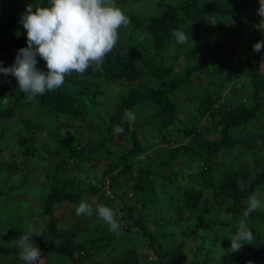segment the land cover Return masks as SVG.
I'll return each mask as SVG.
<instances>
[{"label":"trees","instance_id":"16d2710c","mask_svg":"<svg viewBox=\"0 0 264 264\" xmlns=\"http://www.w3.org/2000/svg\"><path fill=\"white\" fill-rule=\"evenodd\" d=\"M39 2L47 5V0ZM158 6V16L129 14L130 26L118 29L129 32L132 45L128 52L109 53L100 70L89 68L84 74H78L79 77L67 76V91L59 88L31 98L18 92L17 87H0V95L9 92L7 104L0 100V123L16 121L19 131L13 146L18 147L19 157H23L19 167L26 172L17 187H0V198L11 197L24 181L37 184L36 178L31 179L32 173L41 170L45 173L42 185L36 186L40 191V230L43 232V236H37L36 246L41 249L42 257L50 253L67 259V264H86V259L110 249L118 233L124 246L113 264H141L134 237L145 240L146 249L154 253L156 259L150 264H166L165 259L178 251L166 246L178 241L186 244L197 236H202L203 240L210 234L217 235L220 229L238 221L250 195L264 190L263 159L257 161L260 170L252 180H249L251 171L245 167L248 159L254 160L252 150H257L260 142L264 146V73L261 72L264 49L242 54L236 60L235 53L226 50L223 40L239 44L244 35L260 23L262 18L256 13L259 0H174L173 3L161 0ZM19 9L16 0H0V26L10 31L20 30L7 39L0 38V51L10 59H15L18 49L27 47L25 30L19 23ZM174 28L185 31L190 37L187 43L192 47L185 55L190 60L198 56L201 59L197 64H190L185 74L175 72L161 59L169 44L175 41L170 31ZM138 40L139 44L135 42ZM184 45L179 44V47ZM37 60V67L43 69L41 59L37 57ZM232 62H235L236 77L244 75L250 84V90L243 94L247 99L244 97L232 104L224 99L221 91L205 96L199 93L192 98L196 117L189 126L177 130L176 134H166L163 129L173 126L179 116L170 94L187 86V79L200 66L206 67L208 86L214 81L220 83ZM101 80L121 83L127 89L112 105L107 121L95 123L98 130L95 134L101 136L100 141L85 142L82 123L91 116L89 108L96 98L103 94ZM30 106L40 112L35 117L16 118ZM143 108L154 110L148 118L152 120L151 126L154 122L161 126L158 140L149 144L141 141L144 128L138 120L140 117L136 116L134 122L124 118L126 109L135 113ZM41 119L53 124L51 131L44 128ZM205 121L208 125L205 124L202 131L200 125ZM245 131L254 133L238 140V134ZM206 132L217 135L218 140L206 139ZM3 136L0 133V139ZM40 136L53 139L38 144ZM124 142L130 146L118 152L116 147ZM243 143L253 149L239 151L240 161L223 170L224 164L219 165L221 153H236L235 148ZM159 145L160 150L148 156L147 161L139 159ZM114 150L121 159L118 170L107 169L101 177L91 179L85 167L94 169V161L99 160L100 155H114ZM182 158L196 161L191 163L197 168L192 175L182 176L178 165ZM11 159L12 164L17 162L13 156ZM106 180L109 195L103 188ZM84 181H92V184L80 188ZM89 195L108 200V207L117 215L119 211L126 212L120 217L123 225L118 232L103 227L94 236L85 237L79 218L60 225L62 217L58 212L67 206L75 210L74 206ZM119 203L122 205L116 210ZM93 215L97 219L95 212ZM248 222L254 223L250 228L260 246L248 249L247 254L241 253L240 259H233L229 264H246L244 258L248 257L253 259L252 264H264V210L253 212ZM155 226L159 231H155ZM259 229L263 233H257ZM18 252L16 246L0 247V254L4 256H19ZM201 252L202 249L196 250L191 264H210V257L200 256Z\"/></svg>","mask_w":264,"mask_h":264},{"label":"rangeland","instance_id":"374dc122","mask_svg":"<svg viewBox=\"0 0 264 264\" xmlns=\"http://www.w3.org/2000/svg\"><path fill=\"white\" fill-rule=\"evenodd\" d=\"M161 0H115V3L123 10L126 16L129 14L141 15V16H158L160 13V8L158 6V2ZM163 2L173 3L174 0H162ZM33 0H16V3L19 6L20 13L25 10V6L29 3H32ZM258 14V12H256ZM19 29L6 30L0 26V38L7 39L13 33H19ZM129 32L125 30L118 31V43L112 52H128L132 43L129 40ZM135 40V37H134ZM225 43V48L227 51L235 53L236 60L241 57L242 54L250 53L253 51V44L258 41L264 40V20H261L258 25H256L252 30H250L247 34L244 35L243 41L237 44V41H231L228 39H223ZM139 44V40L135 41ZM133 47V46H132ZM192 47V44H185L183 47H179V44L176 40L169 44L168 50L163 53L161 59L165 60L168 66L174 68V71L179 74H185L186 69L190 64H197L200 62V57H196L193 59H189V56L185 55L186 51ZM140 56H143L140 54ZM15 59H10L6 56L5 53L0 51V67H8L14 63ZM235 60V62H236ZM230 63V68L226 69L222 78L219 81H214L212 86H208L209 76L206 73V67L200 66V68L193 74L190 75L188 80V85L185 87H181L172 94L170 97L173 102L177 104L179 116L173 126L163 129V131L167 134H176L177 130H182L185 127H188L190 122L196 117L194 112L195 109V101L192 100L193 97L197 96L199 93L202 96H205L210 92H219L224 94V99L232 104L238 103L240 100H243L247 91L250 90V84L248 80L244 77V75L240 77H236L234 64ZM44 61L41 59V65L44 66ZM245 62H242V64ZM245 67V65H244ZM261 72L264 73V60L261 63ZM79 77L77 73H72V77ZM103 94L98 96L93 104L90 107L88 105L90 111V117L87 118L82 123L81 130L86 131L84 140L94 141L95 143L100 141L101 136L95 134L98 132L95 129V123L106 122L108 117V112L112 111V105L115 103L116 99L126 91V87L121 85V83H113L109 84L105 81H102ZM3 88H16L17 81L12 76L5 77L3 74H0V87ZM68 84L65 81V84L61 87L63 91L68 90ZM20 92V90H17ZM9 92L7 91L3 95H0V98L7 97ZM246 98V97H245ZM8 99V98H7ZM247 99V98H246ZM2 101V100H1ZM40 112L38 109H34V107L30 106L22 110L21 114H17L16 118L19 116L27 117L29 115L35 117L36 113ZM154 110L150 108H143L135 110V115L140 117L138 120L140 124H142L144 128V133L142 135L141 141L143 144H149L151 142H156L157 132L159 128H161L159 122H154V125L151 126L152 120H149V116L153 114ZM101 121V122H99ZM41 123H43L44 128L49 131L54 127L51 122H48L46 119H41ZM205 124L208 125V122L201 123V130H205ZM19 131V127L16 125L15 120L3 121L0 123V133H3V139H0V187L5 189V187L10 186H18L19 183L24 179L25 171L21 170L19 161L23 160V157H19L20 152L18 151V147H14L16 144V134ZM214 133V132H213ZM252 131H245L243 134H238V140L247 136L253 135ZM205 137L208 140H218V136L215 134L205 133ZM53 137L49 136H40L37 138V143L50 142ZM240 142V141H239ZM14 145V146H13ZM37 145V144H36ZM13 146V147H12ZM130 145L126 142L120 144V146L116 147L118 152L124 150V148H128ZM162 146L159 145L156 148H153L150 152L142 155L139 159L144 162L147 161V157H151L155 155L158 150H160ZM253 147L248 143H243L242 146L238 145L235 148V152L224 151L220 155L219 165L224 164L222 169L227 170L228 168L234 166V163L240 161V155L237 153L241 150H252ZM255 149V148H254ZM115 151V150H114ZM254 154V160L248 159V164L245 165L247 169L251 171V177L249 180L254 179V174L258 170H260L258 160L264 161V146L262 142L257 145V150H252ZM117 152L115 151L114 155H107L106 153L99 156V160H95L94 163L96 167L94 169L91 166L85 167L87 170L88 176L92 179L94 177H101L104 170H113L119 167L121 159L117 156ZM17 155V157H15ZM12 156L16 158V163L12 164ZM247 160V158H246ZM196 162L194 159H183L178 164L183 172L182 176H190L197 169L196 166L191 163ZM222 162V163H221ZM118 170V169H117ZM116 171V170H115ZM11 172V174L9 173ZM45 173L41 170L39 173H32L31 179H35L37 184H41L44 182ZM97 182L96 180L94 181ZM36 183L24 181L21 188H18L16 192L12 193L11 197H3L0 198V247L4 246H16L14 241L19 237V231L25 232L27 227L30 224L37 225L39 230L42 227V219H41V210H40V191L37 190ZM82 187L85 189L89 185L92 184V181H88L87 183L84 181L82 183ZM262 197H264V190L259 193ZM84 200H87L90 204L95 206L96 203L104 204L108 206V200L98 195H89L85 196ZM122 203H119L116 207V210L120 208ZM261 210H264L262 208ZM126 214V212H123ZM121 211H119L117 215V219L119 220L120 225H123L120 217L123 216ZM58 215L62 217L60 225L64 226L72 220L77 218L81 219L82 227L84 229V236L90 237L97 234L99 231L108 229L107 225L100 221L98 218L95 219L94 215L91 216H77L75 214V210L70 209L68 206L66 209L58 212ZM64 223V224H63ZM237 223V222H236ZM226 225L222 230L220 229L217 232V235H209L208 238L202 240V236H197L196 239L192 242H187L186 244L181 243L180 241L174 242V244H170L166 246L174 251L171 258L165 259L166 264H191L194 258V254L196 250L202 249L201 255H207L210 257V264H229V261L233 259H240L241 253L247 254L248 249L252 248L254 250L259 245V240L255 238V241L252 245L245 244L239 252L233 253L230 250V241L225 238L229 230H235V226ZM249 226H253V222H248ZM256 224V223H255ZM155 231H159V227L155 226ZM257 233H263L262 230H257ZM179 236L183 237L180 233H177ZM37 236H34L32 239L36 244ZM120 234H115V241L112 242L110 249L105 251L99 256H94L91 259H86V264H113L118 261L119 254L123 250L124 243L119 240ZM134 244L137 246L139 261L141 264H150L151 261H155L156 257L152 251L147 248V242L140 237L135 238ZM181 243V244H180ZM187 245V246H185ZM181 249V251H180ZM219 258V259H218ZM249 258V257H248ZM244 258L246 264L249 261H253V259ZM17 261V264H23V262L19 259V256H4L0 254V264H14ZM67 259L60 258L53 254H46L42 257L37 264H67ZM255 264V263H254Z\"/></svg>","mask_w":264,"mask_h":264},{"label":"clouds","instance_id":"9594fccd","mask_svg":"<svg viewBox=\"0 0 264 264\" xmlns=\"http://www.w3.org/2000/svg\"><path fill=\"white\" fill-rule=\"evenodd\" d=\"M258 14L264 20V0H259ZM19 23L25 30L27 47L18 49L14 63L0 67V74L14 77L17 88L35 98L61 88L65 78L72 73L84 74L89 68L100 70L106 56L118 43V29L129 27L131 20L115 0H47L46 6L33 0L20 13ZM170 31L178 44L190 40L183 30L174 28ZM252 47L253 51L261 52L264 40ZM37 57L45 62L43 69L37 67ZM0 100L5 104L8 102L7 97ZM124 118L134 122L136 115L126 109ZM74 208L77 216H91L95 212L112 232L121 228L116 211L104 204L96 203L93 207L87 200H81ZM262 208L264 197L259 193L248 197L235 230H229L225 237L230 241L233 253L239 252L245 244L254 243L255 236L248 220L253 212ZM34 236H43V232L37 225L30 224L14 241L23 264H37L42 259L41 249L32 239Z\"/></svg>","mask_w":264,"mask_h":264},{"label":"built area","instance_id":"2783aa9c","mask_svg":"<svg viewBox=\"0 0 264 264\" xmlns=\"http://www.w3.org/2000/svg\"><path fill=\"white\" fill-rule=\"evenodd\" d=\"M103 188L106 191V193L109 195L110 194L109 182L107 180L104 182Z\"/></svg>","mask_w":264,"mask_h":264}]
</instances>
